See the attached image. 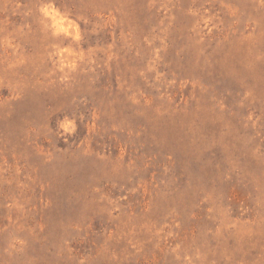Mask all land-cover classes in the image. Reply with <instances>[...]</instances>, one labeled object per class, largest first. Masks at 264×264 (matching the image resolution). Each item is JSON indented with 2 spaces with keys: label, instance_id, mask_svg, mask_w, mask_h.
<instances>
[{
  "label": "rangeland",
  "instance_id": "rangeland-1",
  "mask_svg": "<svg viewBox=\"0 0 264 264\" xmlns=\"http://www.w3.org/2000/svg\"><path fill=\"white\" fill-rule=\"evenodd\" d=\"M0 264H264V0H0Z\"/></svg>",
  "mask_w": 264,
  "mask_h": 264
}]
</instances>
